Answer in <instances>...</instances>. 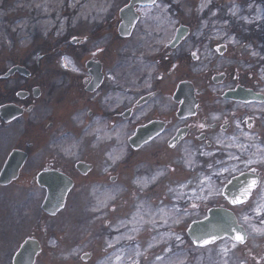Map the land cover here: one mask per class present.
<instances>
[{
    "label": "flooded vegetation",
    "instance_id": "af4514ba",
    "mask_svg": "<svg viewBox=\"0 0 264 264\" xmlns=\"http://www.w3.org/2000/svg\"><path fill=\"white\" fill-rule=\"evenodd\" d=\"M91 3L86 18H80L77 4L69 7L66 1L70 30L57 36L65 24L56 22L49 34L59 47L69 46V70L60 66L48 79L31 69L29 75L0 73V107L13 104L21 110L9 121L0 120V158L5 155L0 236L32 232L25 239L38 240L37 232L47 233L45 220L73 204L84 210L90 238L118 239L101 252L94 249V240L86 263L118 264L126 235L148 230L126 225V201L110 205L111 195L130 188L138 194L133 201L137 216L147 218L149 211L157 217L156 198L148 193L157 195L156 202H167V191L174 181L182 185L186 172L200 186L207 160L202 153L222 150L228 139L248 150L252 141L264 142V0ZM230 5H239V12L222 20ZM26 27L27 33L35 29L30 23ZM218 45L225 47L217 51ZM44 57L34 64L40 67ZM126 127L131 131L127 150L115 135ZM137 132L148 139L133 147L130 138ZM19 150L11 174L1 178ZM133 163L126 179L127 165ZM62 176L73 182L64 209L54 216L42 209L45 218L29 230L33 204L42 208L51 185L60 189L65 184ZM177 202H195L198 211L208 207L195 198ZM163 213L166 220L172 216ZM40 245L35 264L43 253Z\"/></svg>",
    "mask_w": 264,
    "mask_h": 264
},
{
    "label": "rangeland",
    "instance_id": "374dc122",
    "mask_svg": "<svg viewBox=\"0 0 264 264\" xmlns=\"http://www.w3.org/2000/svg\"><path fill=\"white\" fill-rule=\"evenodd\" d=\"M66 1L69 7L75 6V3L77 4V8L80 9L81 13L78 16L80 18H86V13L90 12L87 8L92 6V0H0V73L5 72L15 64H24L35 72L43 71L42 76L48 79L50 73L59 70L60 66L62 69L65 68L63 58H69L70 48L66 43L63 47H59L58 42L54 41L55 37H49V34L55 30L53 25L56 22L65 24L62 30L58 31L57 36L70 30L71 14L68 8L64 6ZM239 7L237 5V9H234L235 6H228L222 20L230 21L233 11L239 12ZM54 13L58 14L56 15L57 18H55ZM28 23L33 24L35 29L27 33L26 24ZM66 40H69V36ZM65 46H68L66 50L64 49ZM43 54H45V57L41 60L40 67L36 66L34 63H36L37 57ZM61 63L63 64L61 65ZM221 68L223 69V64ZM65 69L69 70V68ZM130 134L131 131L128 127L124 131L115 134L117 137L120 135V138L124 140L125 150L128 149L126 141ZM110 135L114 134L110 132ZM221 148L222 150H210L209 153H212V155L206 156L204 175L212 177L210 183L204 181L200 186L193 184L191 174L186 172L182 177V179H185L182 185H187V187H181L174 181L172 189L167 191V202H156L157 195L152 196L148 193L149 198H156L153 202L155 208H153L157 217L154 214H148L149 211L147 212V218L137 216L133 201L137 199L138 194L130 188H124L122 194L115 193V195L110 196V205L123 202L125 199L126 214L123 221L126 225L142 226L145 230H148V233L126 235L125 245L117 254L120 257L118 264H131L130 257L139 259L140 264H264V208H261L259 212L255 211L258 204H264V197L260 198L261 195H259V192L263 190L264 196V142L259 144L256 139L251 142L248 150V148L240 147V145L239 147L236 146L231 139H228ZM230 154L239 157V159H229ZM4 156L0 158V166ZM217 161L223 163H217ZM208 164L213 167L208 168ZM133 166L134 163L127 165L126 179L131 176ZM222 167H227L229 170L220 175L219 179H216L214 173L219 172ZM253 168L256 169L255 175L260 177V183L258 187L253 189L250 198L244 205H232L224 196H212L207 200L199 199L208 205L207 208L202 207L199 211L193 210L188 204L181 206L177 202L180 199H187L188 201L197 196L202 198L207 195L209 189L223 191L226 184L232 180V176L242 171H251ZM146 188L148 190L149 185ZM111 197H114V199H111ZM220 205L229 208L236 214L237 220L247 232L246 241L239 243L226 236L205 247L195 246L186 234L190 223L206 216V210L210 207ZM65 207V210L56 217L45 220L43 228L47 229V233H44L42 229L37 232L38 240L43 245V253L36 264H87L82 256L89 251V244L94 240H96L98 246L96 247L95 243L92 245L94 249H98V252H101L102 246L110 248L118 240L114 238L105 240L102 237L90 238L87 227H85L87 223L83 215L85 214L84 210L74 207L73 204ZM185 210H187L186 213ZM165 211L172 212V216L167 220V223L164 222L166 220L165 216H162ZM244 216H248L249 219L245 221ZM43 218H45V215L40 205L33 204L29 230L37 226L40 221H43ZM177 218L181 219L180 224L173 223ZM170 226L172 229L169 232L162 231V229ZM31 233L30 235L25 233L24 236L17 238L7 237L6 235L0 236V264H12L15 250L18 249L27 236H31ZM175 235H179L182 240H176ZM129 236L134 237V239H128ZM11 243L14 244L11 245ZM233 243L236 244L235 247L232 246ZM149 244H152L151 248L148 247ZM169 248H171V251L168 250ZM136 251L143 253V255L136 257Z\"/></svg>",
    "mask_w": 264,
    "mask_h": 264
},
{
    "label": "water",
    "instance_id": "95a60500",
    "mask_svg": "<svg viewBox=\"0 0 264 264\" xmlns=\"http://www.w3.org/2000/svg\"><path fill=\"white\" fill-rule=\"evenodd\" d=\"M134 1L135 0H132V3ZM133 23L134 22H131L130 25H132ZM17 71L25 75L30 74V70L26 66L15 64L14 66H12L7 70V72L3 75V77L5 76L9 77L10 75L16 73ZM227 95H230V91L227 92ZM20 114H21V110L18 109V107H16L13 104H7V105L4 104L0 107V120L2 118L5 121H9L13 117H17ZM145 139H148V137L144 136V132L141 133L137 132V134L133 135L130 138V143L133 147H138L139 143H143V140ZM17 153H20V150L15 151L13 153L14 157L11 158L10 161L7 163L1 178H4L11 174L10 172L12 170L11 160L17 156ZM254 178H258V184H259V177L253 174L252 172H244L238 176L233 177L231 182H229L224 188L223 191L225 193L224 196L230 202L232 196L238 194L237 190L247 186L249 182ZM65 180H66L65 176H62L61 184L63 183L65 184L62 185L60 189L59 188L56 189L51 185L50 189L48 190L46 201L43 204V209L46 212L54 215L64 207L67 193L69 192V189L71 188L73 183L72 181L65 182ZM233 229H235L236 231L234 232ZM244 229L245 228L241 224H239L237 220V216L232 210H229L228 208H224V207H217V208H211L208 212V216L205 217L204 219L193 221V223L188 229V233L193 242L197 237L206 238L213 235L218 238L217 240L219 239L221 240V238L225 236H229L234 239L236 232H240L241 234H244L245 239H247V232ZM40 250H41V246L39 242L37 240H34L33 238H28L23 243L20 250H18L14 259V264H34L35 258ZM85 258L86 255H84V259Z\"/></svg>",
    "mask_w": 264,
    "mask_h": 264
},
{
    "label": "snow or ice",
    "instance_id": "6c2138e0",
    "mask_svg": "<svg viewBox=\"0 0 264 264\" xmlns=\"http://www.w3.org/2000/svg\"><path fill=\"white\" fill-rule=\"evenodd\" d=\"M148 3H149V5H156V0H148ZM202 7H206V5H203ZM145 14H147V13H145ZM233 14H235V13H233ZM233 42H235L234 39H233ZM221 47H225V45H218L217 46V51H219V49ZM97 51H102V50L101 49H97ZM253 54L255 55V53H253ZM192 55L195 56L196 53L194 52V53H192ZM63 59H64V61H66L63 64V66L67 68L68 67V64L71 63V60L68 57H64ZM74 70H76V69L74 68ZM214 119H216V117H214ZM205 126H206L205 124H200L199 125L200 128H204ZM201 135H203V133H201ZM218 142H220V141H218ZM237 146L239 147V145H237ZM202 155L208 156V155H212V153H202ZM109 156H111V154H109ZM229 159L238 160L239 157H236V156L230 154L229 155ZM113 163H115V160H113ZM217 163H221L222 164L223 162L217 161ZM207 167L208 168H212L213 166L211 164H208ZM228 170L229 169L227 167H222V169L219 172L214 173L216 179H219L220 178V175H222L224 172H227ZM251 171L255 174L256 169L253 168V169H251ZM153 179H155V177ZM211 180H212V177L211 176L204 175L202 180H198V183L202 185L204 183V181H208L210 183ZM144 186L146 187L147 185L145 184ZM181 187H187V185H181ZM256 187H258V178L252 179L247 186H245V187H243L241 189H238L237 190L238 191V194L232 196V198L230 200V203L233 204V205H244V204H246L247 201H248V198L252 194V189H255ZM201 190L203 191V189H201ZM193 191H195V189H193ZM224 195H225V193L222 190H220V189H216L214 191L212 189H209V191H208V193H207L206 196H204L202 198L199 197V196H197V197H195V199H204V200H207L209 197H212V196H224ZM178 198H180V197H178ZM111 199H114V197H111ZM105 206H107V205H105ZM198 207H199V204H197L195 202L191 203V208L193 210L197 209ZM261 208H264V204H258V206L255 209V211L256 212H259L261 210ZM161 211H162V209H161ZM186 212H187V210H185V213ZM243 219L245 221H247L249 219V217L248 216H244ZM164 222L167 223V220H165ZM153 223H155V222L153 221ZM173 223L180 224L181 223V219L180 218H177V219H175L173 221ZM121 224L123 225V221H121ZM256 230L257 231H262L261 229H256ZM233 231L235 232L236 230L233 229ZM128 239H134V237L129 236ZM175 239L178 240V241H181L182 240V238L179 235H175ZM217 239L218 238L216 236H214V235L213 236H210V237H206V238L205 237H197L195 239L194 243L197 244L198 246H206V245H209V244H214ZM234 240L236 242L243 243L245 241V235L244 234H241L240 232H236V235L234 237ZM232 246L235 247L236 244L233 243ZM148 247L151 248L152 247V244H149ZM168 250L171 251V248H169ZM142 255H143V253H141L139 251H136L135 252V256L136 257H141ZM119 259H120V257L118 256L117 257V260H119ZM129 259L131 260V264H140L139 259H133L132 257H130ZM157 259H159V257H157Z\"/></svg>",
    "mask_w": 264,
    "mask_h": 264
},
{
    "label": "bare ground",
    "instance_id": "6f19581e",
    "mask_svg": "<svg viewBox=\"0 0 264 264\" xmlns=\"http://www.w3.org/2000/svg\"><path fill=\"white\" fill-rule=\"evenodd\" d=\"M249 165H250V164H249ZM262 191H263V190H261V191L259 192V195H261L260 198L264 197Z\"/></svg>",
    "mask_w": 264,
    "mask_h": 264
}]
</instances>
